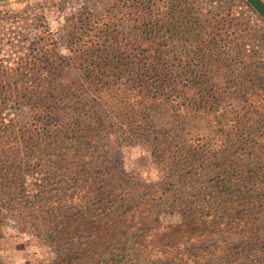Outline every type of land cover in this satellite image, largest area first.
Instances as JSON below:
<instances>
[{
	"label": "trees",
	"instance_id": "obj_1",
	"mask_svg": "<svg viewBox=\"0 0 264 264\" xmlns=\"http://www.w3.org/2000/svg\"><path fill=\"white\" fill-rule=\"evenodd\" d=\"M157 1L169 6L111 0L106 17L72 16L66 54L40 51L18 71L2 61L0 216L26 203L38 219L41 195L75 203L53 224L52 264H264V85L251 51L208 30L150 40ZM139 141L157 182L113 161ZM3 237L0 222V253Z\"/></svg>",
	"mask_w": 264,
	"mask_h": 264
},
{
	"label": "rangeland",
	"instance_id": "obj_2",
	"mask_svg": "<svg viewBox=\"0 0 264 264\" xmlns=\"http://www.w3.org/2000/svg\"><path fill=\"white\" fill-rule=\"evenodd\" d=\"M110 1L15 0L0 3V76L6 74L7 66L12 71L20 70L23 67L21 60L35 58L40 51L57 50L66 54L65 36L72 16L106 17ZM132 1L138 4V0H118V9L124 5L131 6ZM246 3L242 0H169L168 7L158 10L163 3L157 1L154 11L157 34L150 40H194L197 34L203 40L206 39V36L203 37L205 30L216 32L210 39L217 35L219 37L215 40H244L243 43H247L251 51L248 65L255 72L254 79L264 85V20ZM124 21L133 23V20ZM234 49L232 45L224 48L226 55L221 56L230 59V64L239 58ZM3 60H6L5 68L1 66ZM243 66L237 63L232 69L241 72ZM237 76L242 78L246 75L243 71ZM23 120L26 122L25 117ZM113 161L140 182H157L162 177L145 141L117 151ZM37 178L31 176L26 181V190L32 195L39 191ZM58 194L41 195L43 199L35 200L34 206L37 203L39 208V214L36 213L38 219L29 215L31 209L26 203L14 208L12 212L5 210L2 213L0 222L4 237L0 257L5 264L53 263L55 252L52 240L56 238L53 224L60 223L56 218L69 217L71 210L68 207L76 205L69 199L65 201ZM62 219L66 220L64 217ZM162 220L168 225L179 221L171 216L163 217Z\"/></svg>",
	"mask_w": 264,
	"mask_h": 264
},
{
	"label": "water",
	"instance_id": "obj_3",
	"mask_svg": "<svg viewBox=\"0 0 264 264\" xmlns=\"http://www.w3.org/2000/svg\"><path fill=\"white\" fill-rule=\"evenodd\" d=\"M15 0H0V3ZM253 10L264 20V1L263 0H245Z\"/></svg>",
	"mask_w": 264,
	"mask_h": 264
}]
</instances>
